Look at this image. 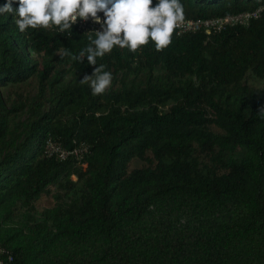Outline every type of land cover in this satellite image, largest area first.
I'll return each mask as SVG.
<instances>
[{
  "label": "trees",
  "instance_id": "1",
  "mask_svg": "<svg viewBox=\"0 0 264 264\" xmlns=\"http://www.w3.org/2000/svg\"><path fill=\"white\" fill-rule=\"evenodd\" d=\"M180 2L188 19L264 4ZM89 35L21 32L12 13H0L4 263L264 264V18L211 34L174 30L161 51L151 40L135 53L114 47L95 66L59 55H78ZM100 64L111 87L92 95L80 79ZM248 73L262 87L248 86ZM31 78L36 95L17 133L2 88ZM47 137L89 149L83 161H58L44 155ZM167 203L206 220L178 231L148 220Z\"/></svg>",
  "mask_w": 264,
  "mask_h": 264
},
{
  "label": "clouds",
  "instance_id": "2",
  "mask_svg": "<svg viewBox=\"0 0 264 264\" xmlns=\"http://www.w3.org/2000/svg\"><path fill=\"white\" fill-rule=\"evenodd\" d=\"M18 0V7L12 8L8 0L0 13H12L19 31L42 27H57L61 33L72 29V25L91 19L100 25L94 36H88L89 44L78 55L61 50L59 55L70 56L74 61L83 62L87 57L89 65H97V58L110 54L114 47L127 48L135 53L149 41L157 51L172 43V35L178 24L185 20L184 6L180 0ZM103 13V18L98 15ZM100 64L93 68L91 75L85 74L81 84L91 88L92 95H102L111 87L112 73ZM259 114L264 118V107Z\"/></svg>",
  "mask_w": 264,
  "mask_h": 264
},
{
  "label": "rangeland",
  "instance_id": "3",
  "mask_svg": "<svg viewBox=\"0 0 264 264\" xmlns=\"http://www.w3.org/2000/svg\"><path fill=\"white\" fill-rule=\"evenodd\" d=\"M144 77V73H141L136 77V82H139ZM135 76L129 74L128 80L134 79ZM244 82L248 86L253 88H260L263 85V80L255 77L251 73H248L244 78ZM37 80L31 78L17 84H8L2 88L3 97L7 103L8 108L14 109L15 111L10 115L9 122L10 130H16L17 133L22 131L23 125L28 117V109L36 95ZM174 206L169 203L163 206H155L151 209L148 220L153 223H162L166 230H184L190 227H196L201 222L206 220L205 215H197L193 211L182 210L174 212Z\"/></svg>",
  "mask_w": 264,
  "mask_h": 264
},
{
  "label": "built area",
  "instance_id": "4",
  "mask_svg": "<svg viewBox=\"0 0 264 264\" xmlns=\"http://www.w3.org/2000/svg\"><path fill=\"white\" fill-rule=\"evenodd\" d=\"M98 15L103 18V13ZM260 18H264V4H261L253 9L242 10L236 13L224 14L215 17L197 19L185 18L184 22L178 24L175 30L178 34L195 31H202L206 34H211L222 31L226 28L246 27L253 20ZM72 27H75L77 30L87 34L94 33V30L100 29V25L94 23L91 19L85 21L79 18L78 22L73 24ZM88 149L89 146L84 142L76 143L73 141L72 146L66 147L54 140L52 137H47L43 144L44 155L58 161H65L69 158H74L77 161H83ZM82 166L85 167V163H82ZM72 178H74L73 175ZM2 254H6L8 256V260H11V256L8 252L0 247V264H5L1 258Z\"/></svg>",
  "mask_w": 264,
  "mask_h": 264
}]
</instances>
